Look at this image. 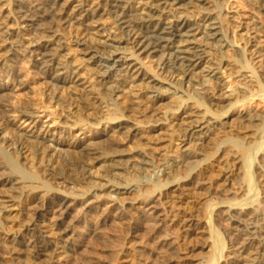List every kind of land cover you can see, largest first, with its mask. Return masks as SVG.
I'll list each match as a JSON object with an SVG mask.
<instances>
[{"label": "rangeland", "instance_id": "374dc122", "mask_svg": "<svg viewBox=\"0 0 264 264\" xmlns=\"http://www.w3.org/2000/svg\"><path fill=\"white\" fill-rule=\"evenodd\" d=\"M14 1H4L1 4L2 7L0 5V14L5 13L4 20H7L10 30L17 33L22 43H27L28 40H34L38 30L21 28L18 22L10 18V11L16 10L18 4ZM37 1L48 2V0H31V4ZM92 1L93 4L105 2V0H90ZM126 1L128 0H120L121 5H129L130 0ZM213 1L216 0L199 2L194 12L210 9L219 17L224 15L226 19L228 17L227 20L220 17L226 22L223 21L225 24L223 29L226 35L231 37H229L231 41L238 45L239 50H237L238 53L223 52L222 57L234 59V64L244 65L245 72L242 74L246 75L243 78L239 76L240 74L233 73L234 69L224 68L223 92L221 91L222 94L218 92L220 96L218 93L215 96L219 101L208 98L195 103L184 93L176 96L175 91L169 94L170 97L155 105L153 100L146 99L141 90L144 87L140 82L137 83L140 87H134L139 93L137 97L133 96L132 88L129 91L124 88L125 90L116 93V96L111 94L106 87H111L113 82V85L116 84V80L122 78L124 72L119 63L114 64L111 60L112 56L106 52L110 48L101 47L99 52L83 55L86 45L76 43L77 38L81 36L87 38L89 34L91 37H88L86 41L89 38L101 37L102 34L110 33L120 36L119 31L114 29L115 19L109 12L103 11L100 16L93 19L96 20L95 22L80 20L75 23L74 27L77 26L75 28L73 25L58 28L56 23L53 24V29L56 31L58 29L55 39L59 40L58 44H61L66 52L59 50L54 44L50 53L62 55L60 58H65L67 67L73 68L78 64V67H75L79 69L80 82L83 85L76 86L79 89L75 85H70L72 83L63 84V87H61L62 83L54 85L36 66L37 57L34 59L25 54L20 42H17L20 46L16 43L18 46L10 48L6 47L8 45L5 42L0 41V86L4 88L0 90V93L2 92L0 94V128L2 132L4 131L6 140H9L8 143L25 141L24 145L27 148L25 158H22L15 151L16 149L5 150V144L0 143V188L2 189H0V264L11 262L35 264L33 259H29L30 263L26 262L24 257H22L23 261L21 256L17 257L18 262L16 255L14 256L7 249V244L22 225L33 220L31 213L35 211V207L29 200L30 196L46 191H56L66 195L71 204L66 210L65 219L67 220H64L69 226L67 236L70 235L69 243L73 252H70L67 257L55 256L52 264H203L204 261V264H264V58H261L264 55L261 54L254 60V56L249 54L252 48L250 41L252 40L254 44L256 39L264 34V8H261L264 0H220V6L217 7L213 6ZM59 3L65 4L66 0H61ZM133 5L136 4L133 2ZM187 11L184 12L187 15L194 14ZM232 14L234 19L229 18ZM245 20L249 22V26H256L259 37L256 39L253 37L250 40V35L244 31V26H240L241 28L237 26L239 22L242 23ZM85 29L91 30V33L85 32ZM31 31L36 32L31 33ZM80 34L82 35L79 37ZM246 34L249 36V41ZM91 39L88 42H91ZM258 45L263 53L264 42ZM118 46L121 49L117 50L119 54L116 55V59L132 58L130 45L127 42H120ZM56 47L57 49L54 50ZM96 62L106 65L98 67L99 70ZM141 63L143 72L146 71L147 75L158 77L154 62L144 59ZM15 78L24 82L22 89L17 90L12 86L16 81ZM102 83L105 84L102 85ZM65 86L66 89H64ZM180 89L184 92V88ZM218 106H221V109ZM188 109L193 110V114L198 115L199 118L204 117L212 122L215 121L204 130H207L206 141L202 142L204 145H199L201 141L196 139L198 136L188 133L186 124L180 121L179 115L189 111ZM27 111L38 117L39 128L47 126L46 131H49L45 132L43 137L23 136L24 129L31 128L27 126L28 121L23 122L24 119L21 118V114ZM197 111H199L198 114ZM124 119L136 122L135 134L103 133L106 132L102 131L105 122L116 123ZM82 127L87 130V133L89 132L86 134L90 135L87 139L79 141L80 138L76 135L80 133L79 130ZM52 137L66 141L67 148L70 150L66 146L62 147L63 150L59 156L55 153L51 155L49 148H46L45 152L42 143H46L47 146L53 145L55 142L48 140ZM243 149L249 150L251 157L253 156L252 168L250 167L253 190L247 196H243L241 192L244 181L239 154ZM110 156L117 160L115 164L118 166L122 164L120 165L123 168L122 172L123 170L125 172L121 174L125 176L109 174ZM141 161H147L150 164L148 166L150 170H142ZM145 174L147 175L144 176ZM104 178L108 181V183L104 182L106 185L103 183ZM1 180H10V183L1 184ZM126 182L133 185L132 193L126 194L127 196L114 194L113 197L110 184ZM166 183L181 185L177 191L179 194L177 197L188 199L189 204L185 211H188L190 215L194 214L192 216L201 221L197 226L178 221L180 220L178 213L181 212L184 204L181 207H176L179 204L170 205L167 199L161 196L162 192H165ZM7 208L13 211L12 219H10L12 223L3 219V209ZM43 214L45 225L53 222L49 213ZM50 218L52 222L49 221ZM203 220L209 222V227L204 228ZM2 237L8 239L2 241ZM207 258L213 261H206Z\"/></svg>", "mask_w": 264, "mask_h": 264}, {"label": "bare ground", "instance_id": "6f19581e", "mask_svg": "<svg viewBox=\"0 0 264 264\" xmlns=\"http://www.w3.org/2000/svg\"><path fill=\"white\" fill-rule=\"evenodd\" d=\"M4 1H6V0H0V5L2 3H4ZM15 1L18 2V4L16 7V10L13 9V11H10V13H9V14H11L10 18H13L16 22H18V24L20 25L21 28L27 27V28H32V30H35V29L38 30V33H37L38 35L35 34L37 37L35 36L36 38L34 37V40L31 39V40H28L27 43L26 42L22 43L21 38H19L16 35L17 33L15 34V33H13V31L10 30V27H9L10 25H8L7 20H4L5 13H2V14H0V37H1L0 41L5 42V44L8 45L6 47H10V48L14 47L17 42L18 43L20 42L22 45L21 47H23V49L25 50L24 52H26L25 54H28L30 56V58L33 57L35 59V57H37V59H36L37 65L36 66H38L40 68L43 75L45 77H47L51 82H53L54 85H55V83H60V84L62 83L61 87H63V84L72 83L70 85H75V87H76V86L82 85V83L80 82L81 74L78 72L79 69L77 70V68L75 67L78 64L75 65L73 68L67 67L65 60H64L65 58L64 59L60 58L62 55L58 56V54L57 53L55 54V52H54V54L50 53L52 46L54 44L56 46H58L59 50H63V46H61V44H58L59 40L55 39L56 34L58 33L57 32L58 29L56 28L57 31L55 29H53V24L56 23L58 25V28H59V26L65 27V26H72V25L74 27L75 23H78V21H80V20L81 21H83V20L84 21L85 20L91 21V20L97 18V16H100L103 13V11L109 12L112 14V16L115 19V23H116V26L114 27V29L119 31V33L121 35L120 36H118L117 34L111 35L110 33H109L110 35L109 34L108 35L102 34L101 37H98V38L97 37L92 38V39L89 38L88 41L90 39L92 41L88 42L86 40L88 37H91V36H89L90 34L88 33L89 35L87 38L86 37L84 38L81 35L82 34L84 35L85 32H89V31L91 33V30L87 31L85 29L86 31L79 35V37L80 36L81 37L77 38L78 41L76 43L78 45H82V46L86 45V49L84 48V51H83L84 53L82 52L83 55H89L90 52H99V49L101 47H104V49L110 48L106 52H109L108 54H110L112 56L111 60L114 64L119 63V66L122 68V71L124 72V75L122 76V78L116 80V84L113 85L114 82L112 83V81H111L112 86L109 88L106 87V89L111 94H113V95L115 94V96H116V93H119V92L121 93L125 89H128V91H129V89L132 88L133 89L132 90L133 96L137 97V94H139V93H138V91L136 92L134 87H136V86L138 87L139 85L137 83L140 82V83H142L141 85H143L144 88L143 89L139 88V89L142 90L146 99L148 98L149 100L150 99L153 100L155 102V105L158 104L159 102H161L163 99L167 98L169 96V94L174 93L175 91H176L175 92L176 96H178L179 93H181V94L184 93L187 98L193 99V101L195 103H197L198 101L207 100L208 98L218 100V98L215 96L217 95L216 93H218V92L220 94H222L221 91H222V86L224 84L222 76H223V72H225L224 68L225 69L226 68L234 69L235 72H233V73L240 74L239 76H242L243 78L246 76L245 74H242L245 72V69H244L245 66L244 65H242V64L237 65V63L234 64V59H230L228 57H226V58L222 57L223 52H225V53H226V51L237 52V50H239L237 48L238 45L236 46L231 41V39H230L231 37L229 36L230 37L229 38L226 35L227 34V33H225L226 31L224 32L223 28H225V24H223L224 20L221 18H223L225 15L223 17L220 16L221 17L220 18L218 15L214 14L215 12H212V10L210 11V9L209 10H207V9L206 10H200V11L194 12L195 7L198 6L197 4L201 1H204V0H148V1H146V0H130L129 1L128 0L129 2L126 1L129 3V5H127V6L121 5L120 0H105L104 3H100V4H97V3L93 4V1L90 2V0H66L65 4L59 3L61 0H48V2H46V3L45 2L40 3L37 1V3H34V4H31V0H15ZM219 1L220 0H216L215 2L213 1L214 2L213 6H216V7L220 6ZM227 1H229V0H227ZM131 2H132V4L130 5ZM133 2L136 5H133ZM1 7H2V5H1ZM261 8H264V5ZM187 10H189V11H187ZM186 11L188 13L191 12V14H192V12H194V14L193 15H187V13H184ZM229 18L234 19V15L233 14L229 15ZM227 19H228V17H227ZM46 20H48V21H46ZM228 21H230V20H228ZM94 22L92 24H94ZM89 23H91V22H89ZM224 23H226V22L224 21ZM230 23H231V21H230ZM248 23L249 22L248 21L246 22V20H245L242 23L239 22L237 26H239V27L244 26V31L248 32V34L250 35V37H249L246 34L247 38L249 37L251 40V38L255 37L254 39H256V37L260 36L259 32H257V30L255 28L256 26L251 27V25L249 26ZM81 25H82V23H81ZM78 26H80V25H78ZM35 27H37V28H35ZM75 27H77V26H75ZM239 27H237V28H239ZM30 30L31 29H29V31ZM98 30H96V31H98ZM242 30H243V28H242ZM32 32H36V31H31V33ZM111 32H112V30H111ZM240 33L241 32H239V34ZM241 35H244V34L241 33ZM241 35H239V36H241ZM249 38L247 39L248 41H249ZM256 40L257 41H255L256 43H254V44L252 43V40L250 41L252 48H250L249 54L251 53L250 55L254 56L253 59L259 58L261 56V54L264 55V51L262 53L260 50V45H258L261 42H264V34L261 35V38L256 39ZM120 42H127L130 45V49H131L130 53H131L132 58L127 59V60L126 59L122 60L119 58L116 59V55L119 54V51H117V50L120 48L118 46ZM18 45H16V46H18ZM10 48H9V50H10ZM12 49H11V51H13ZM55 49H57V47L54 48V50ZM52 52H53V50H52ZM64 52H66V51H64ZM64 52H62V54ZM232 54H234V53H232ZM64 57H65V54H64ZM3 58H4V56H3ZM261 58H264V56L263 57L261 56ZM83 59L85 60L86 58H83ZM144 59H148L149 61H152L155 63L154 66H155V70L157 71L158 77L147 75L146 71L143 72L144 70H143V67L141 65L142 64L141 61ZM257 60L259 61L262 59H257ZM3 63L4 62H2V64ZM95 64L97 65V68L98 67L101 68L104 65H106L104 63H99V62L98 63L96 62ZM235 65H237V66H235ZM87 69H89V68H87ZM94 69H96V68H94ZM18 71H20V70H18ZM227 72H228V69H227ZM224 74H226V73H224ZM120 75H121V73H120ZM239 76L237 75V78ZM119 77H121V76H119ZM13 79H14V76H13ZM15 80L16 81L13 82L14 85H12V86L15 87L17 90L22 89L24 86V84H23L24 82L22 83L21 80L16 79V78H15ZM98 82H100V81H98ZM103 84H105V83H102V85ZM70 85H68V86H70ZM107 85L110 86V84H107ZM99 86H101V85H99ZM57 87H58V85H57ZM126 87H129V88H126ZM76 88H78V87H76ZM95 88L97 89V87H95ZM180 88H184V92ZM2 89H4V88H2L0 86V90H2ZM59 89H61V88H59ZM64 89H66V86ZM73 90H75V89H73ZM73 93H74V91H72V94ZM110 93H108V94H110ZM130 93H131V91H130ZM219 93H218V95L220 96ZM96 94H98V93H96ZM105 94H106V91H105ZM74 99H75V97H74ZM176 99H177V97H176ZM222 99H224V98H222ZM75 105H76V103H75ZM65 106H67V105H65ZM221 106H218V107L220 108ZM189 107L191 108V106H189ZM24 108H25V106H24ZM70 108H72V107H70ZM198 112L199 111H197V114H198ZM130 113H131V111H130ZM193 113H194L193 110L182 112L179 115L180 121L182 122V124H186L187 129H188V133L190 132V133H192V135L196 134L195 136H198L196 139H199V141H201V142H199V145L200 144L202 145L203 144L202 142L206 141V134H207V130L206 131H204V130L207 129L208 126H210L209 124H211L215 121L212 122L211 120H209L207 118L205 119L204 117L199 118L198 115L193 114ZM201 114H200V116L204 115V114H202V115ZM34 115L35 114L31 115L30 113H28V111H27V113L21 114V118L23 117V119H24L23 122L28 121L27 126H29V127L31 126L30 129H26V128L24 129V135L23 136H27V137L39 136L41 138L44 136L45 132H48L49 130L46 131L47 126H45V127L43 126L44 128L43 127L39 128L38 122H40V120L38 119L37 116H34ZM135 119H137V118H135ZM141 121L142 120H140V122ZM110 122H105V125L103 127L104 129L102 131H106V132H103V133H106V134L115 133L116 134V133L122 132V133H126L129 135V134L134 133L137 130L136 122L134 120L132 121V120L124 119L123 121L116 122V123H110ZM68 124H70V122ZM187 129H186V131H187ZM79 131H80V133H77L78 135H76V136H79V138H80L79 141L84 140L85 138L87 139V137L90 135V134L87 135L89 132L87 133V130H85V128H83V127H82V129L80 128ZM3 132L0 128V143L5 144L4 149L5 150H9L8 148L16 149L15 151L18 152L20 154V156H22V158H25V153L27 152V148L24 145L25 141H15V142L8 143L9 140H6V136L3 134ZM115 138H117V137H115ZM48 140L54 141L55 143L53 145L50 144L48 146L45 145L46 143L45 144L42 143L43 144L42 146H44L43 148H45V152H46V148L47 149L49 148L48 151L50 153H52L51 155H53V153H55V155L57 154V156H59L63 150L62 147L66 146V148H67V146H68L67 145L68 143H66V141H63V140L53 139V137L51 139L49 138ZM40 145H41V143H40ZM88 146H89V144H88ZM67 149L70 150V148H67ZM67 149H65V150H67ZM236 149H238V148H236ZM88 152L91 153V151H88ZM252 157H251V153L249 150L243 149L242 152L240 151L239 164H240V168L242 169V172H243V181H244V183L242 182L244 184V187L241 191L243 193V196H247L253 190L252 174L250 171L251 164H253L252 163V160H253ZM132 160H134V159H132ZM108 161H109V166H110L109 174L111 173V174L116 175V176L122 175V177H123L124 174H121V173H124L125 171L123 170V172H122L123 168H121V166H120L122 164H119V166L117 164H115L117 162V160L111 156H110ZM121 161H123V160H121ZM147 161H143V162L141 161V163L139 162L141 169L143 168L142 170L149 169L148 166L150 164ZM133 162H135V161H133ZM125 164H126V162H125ZM142 170H141V172H142ZM135 171L137 172L136 169H135ZM153 171H155V170H153ZM136 174H138V173H136ZM146 175L147 174H145L144 176H146ZM137 176H139V175H137ZM125 180H127V178H125ZM151 180H153V179H151ZM179 181L180 180H178V182ZM104 182L108 183V181L106 179L103 181V183ZM2 183H10V180H7V181L1 180V184ZM103 183H102V185H103ZM176 183H177V181H176ZM196 184H197V182H196ZM192 185H195V184L192 183ZM109 187L111 188V191L113 192V197H114V194H115V196L116 195H126L128 193H132V191L134 190L133 185L130 183H127V182L125 184H123V183L122 184L121 183L110 184ZM180 188H181V185H178V184L168 185V183H166L165 192H162L161 196L164 197L165 199H167V202H169L170 205L171 204L172 205H178L179 204V206H176V207H181L184 204V206L181 209V212L178 211L180 218H179V216H177V214H175L180 219L178 221L184 222L186 224L189 223V225H192V226L193 225L197 226V224H199L201 221L199 222L197 219H195L194 218L195 216L194 217L192 216L194 214L190 215L189 213H187L188 211H185L186 207L189 204L188 199H184L185 197L184 198H180V197L178 198L177 197V195L179 196V194H177V191ZM175 192H176V194H174ZM109 195H110V193H109ZM99 196H101V195H99ZM165 199H163V201H165ZM29 200L31 203H33L32 206L35 207V211L31 213V215L33 216V220L30 223H25L24 226L22 225L21 229L18 230L16 232V234H14L8 240V244L5 241L6 242L5 244H7V247H8V248L7 247L6 248L14 256L16 255V258L18 256H21L22 260L24 258H26V259L28 258V260L24 259L26 262L27 261L30 262L29 259H33L35 264H52L53 258L55 256H57V258H58L59 255H60L59 257H61V256L67 257V255H69L70 252H73V248H72L71 244L69 243V236L70 235L67 236L69 234V226L67 224H65V220H67V218L65 219V215L67 212L66 210L71 205L69 203V198L66 195H62L56 191H54V192L46 191V192H39V193H36L34 195H31ZM167 202H166V204H167ZM234 204H238V203H234ZM28 208H30V207H28ZM176 209H174V210H176ZM3 211H2L3 212V219H5L8 223H12L10 219H12L13 211H11L10 208L9 209L8 208L3 209ZM203 211H206V210H203ZM43 213H49L52 216L53 222L51 221V218H50L49 221H51L52 223L45 225V223H44L45 220L42 218L44 216ZM203 215H204V213H203ZM25 222H27V221H25ZM175 222H177V221H175ZM173 223H174V221H173ZM178 223H177V225H178ZM203 223H204L203 224L204 228L209 227L208 221H204ZM68 224H69V222H68ZM179 225H181V224L179 223ZM177 227H179V226H177ZM202 230H204V229H202ZM7 239L3 238L2 241L7 240ZM244 242H245L244 245H246V241H244ZM2 244H4V243L2 242ZM207 244H206V246H208ZM209 246H210V244H209ZM244 250H245V248H244ZM72 256H74V255H72ZM22 257H24V258H22ZM29 257H31V258H29ZM68 257H70V256H68ZM14 259H15V257H14ZM14 259H12V260H14ZM123 259H125V258H123ZM17 260L19 262V258H17ZM206 261H210V260H208V258H207ZM211 261H213V260L211 259ZM199 262H201V261H199ZM204 263H205V261H204Z\"/></svg>", "mask_w": 264, "mask_h": 264}]
</instances>
